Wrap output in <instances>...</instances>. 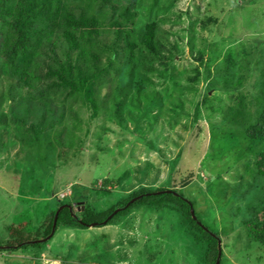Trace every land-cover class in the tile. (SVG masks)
Listing matches in <instances>:
<instances>
[{
  "label": "rangeland",
  "instance_id": "obj_1",
  "mask_svg": "<svg viewBox=\"0 0 264 264\" xmlns=\"http://www.w3.org/2000/svg\"><path fill=\"white\" fill-rule=\"evenodd\" d=\"M66 1L73 9L84 2ZM110 1L117 11H93L106 24L124 7L137 13L138 31L157 23L156 56L146 55L134 73L122 62L123 50L109 54L100 40L95 54L109 67L107 83L98 81L89 95L93 114L83 91L22 94L35 98L24 112L6 96L0 105L6 118L0 121V246L43 239L52 214L68 201L75 215L101 225H59L45 244L39 242L40 250H0V264H204L199 247L207 242H194L177 209L181 204L141 205L108 225L103 221L135 193L160 188L188 199L196 217L219 235V264H264V245L247 235L244 224L263 196L264 180L254 174L262 147L246 139L244 124L225 123L238 97L245 98L246 114L258 107L264 0ZM81 68L94 74L90 65ZM238 79L241 85L233 86ZM45 99L51 100L47 106ZM15 114L23 116L22 126ZM32 130L42 136L33 139ZM104 179L110 181L105 189ZM10 227L20 237L9 236Z\"/></svg>",
  "mask_w": 264,
  "mask_h": 264
},
{
  "label": "trees",
  "instance_id": "obj_2",
  "mask_svg": "<svg viewBox=\"0 0 264 264\" xmlns=\"http://www.w3.org/2000/svg\"><path fill=\"white\" fill-rule=\"evenodd\" d=\"M106 7H110L113 12L117 11L110 0H84L82 5L75 8L76 10L66 0H0V86L3 89L0 92V105L2 96H6L10 106H19L24 112L26 104H30L35 98L26 100L22 94L32 93L39 96L52 90L54 93L64 92L63 96H68L83 91L89 111L93 114L96 105L89 95L98 81L107 83L105 74L109 67L105 64L101 65L99 61H102L103 57L97 59L98 55L95 54V49L101 48L100 40L110 47L105 50L109 54L116 48L123 50L122 62L131 66V71L134 73L138 71L135 67L137 64H142L146 55L158 54L156 43L160 34L156 22H149L145 24L143 31H138L135 24L137 13L130 7H124L118 13V18H111L106 24L101 15L93 12L102 11ZM61 44L65 45V50L63 49V57L59 58L57 48H60ZM172 56L171 52L166 56V66L169 65ZM109 59L117 60L114 57ZM86 65L94 68V74H84V69L81 67ZM240 85L239 79L235 85L233 84L235 87ZM223 90L234 91L236 88L225 87ZM244 100V97L237 98L238 107L225 114L228 116L225 123L226 125L244 124L246 139L261 145L262 150L255 156L254 174L264 180V81L255 97L254 103L258 104L256 111L251 113L248 111L246 114ZM50 102V99H45L42 104L47 106ZM22 117L19 114L14 115V121L20 126L23 125ZM5 120L4 114L1 113L0 121ZM50 127H53V124H50ZM50 130H47V133ZM39 133L41 134L39 130H32L31 136L33 139L40 138L42 134ZM39 149L44 152L43 148L39 147ZM240 178L243 180V176ZM246 180L244 184L251 185V182L247 183ZM101 183V187L105 189L110 181L104 179ZM147 204L159 208L164 206L177 208V205L181 204L182 206L177 209L184 223L192 227V232L195 233L194 242L202 241V244L207 242L205 246L199 247L202 251L201 257L204 256V264L220 263L219 235L203 225L192 211L190 201L179 196L175 191L160 188L152 192L135 193L119 206L112 208L104 219L110 216L103 221L108 225L121 213L125 215L131 209ZM72 205L75 206L69 201L67 204L58 205L52 214L50 231L43 239L15 243L10 241L9 244L0 246V250L14 252L29 246L40 250L45 244L44 239L47 236L52 237L51 230L54 228L55 231L59 225L79 229H87L92 223H95V227L101 225V222H85L84 216L80 218L72 212ZM255 207L259 210L244 224L248 230L247 235L253 241L264 245V189L263 196ZM53 223H55L54 227ZM8 233L9 236L15 237L21 235L12 227L9 228Z\"/></svg>",
  "mask_w": 264,
  "mask_h": 264
},
{
  "label": "water",
  "instance_id": "obj_3",
  "mask_svg": "<svg viewBox=\"0 0 264 264\" xmlns=\"http://www.w3.org/2000/svg\"><path fill=\"white\" fill-rule=\"evenodd\" d=\"M191 213H193L192 211H191ZM54 225H55V223H53V227H54ZM54 229V228H53ZM53 229H52V232H53Z\"/></svg>",
  "mask_w": 264,
  "mask_h": 264
},
{
  "label": "bare ground",
  "instance_id": "obj_4",
  "mask_svg": "<svg viewBox=\"0 0 264 264\" xmlns=\"http://www.w3.org/2000/svg\"><path fill=\"white\" fill-rule=\"evenodd\" d=\"M192 211H193V208H192Z\"/></svg>",
  "mask_w": 264,
  "mask_h": 264
}]
</instances>
